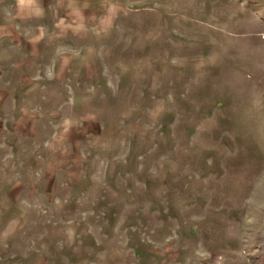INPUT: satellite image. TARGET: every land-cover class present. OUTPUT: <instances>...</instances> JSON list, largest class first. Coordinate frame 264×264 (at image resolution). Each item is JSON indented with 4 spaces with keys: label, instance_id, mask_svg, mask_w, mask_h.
I'll return each mask as SVG.
<instances>
[{
    "label": "rangeland",
    "instance_id": "obj_1",
    "mask_svg": "<svg viewBox=\"0 0 264 264\" xmlns=\"http://www.w3.org/2000/svg\"><path fill=\"white\" fill-rule=\"evenodd\" d=\"M0 264H264V0H0Z\"/></svg>",
    "mask_w": 264,
    "mask_h": 264
}]
</instances>
